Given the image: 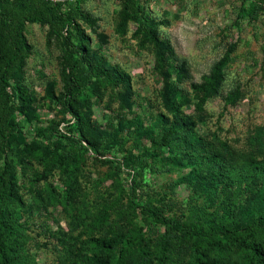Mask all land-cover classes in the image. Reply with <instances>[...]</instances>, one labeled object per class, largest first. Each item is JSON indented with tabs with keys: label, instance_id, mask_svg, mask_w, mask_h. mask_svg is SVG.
I'll list each match as a JSON object with an SVG mask.
<instances>
[{
	"label": "rangeland",
	"instance_id": "374dc122",
	"mask_svg": "<svg viewBox=\"0 0 264 264\" xmlns=\"http://www.w3.org/2000/svg\"><path fill=\"white\" fill-rule=\"evenodd\" d=\"M258 1L136 0L131 20L124 0H67L89 72L74 116L57 101L66 92L65 34L25 24L28 54L10 81L13 187L0 205L17 264H248L244 235L179 234L147 210L206 229L228 226L251 202L264 209ZM169 128V144L157 148ZM248 243L264 259V232Z\"/></svg>",
	"mask_w": 264,
	"mask_h": 264
},
{
	"label": "trees",
	"instance_id": "16d2710c",
	"mask_svg": "<svg viewBox=\"0 0 264 264\" xmlns=\"http://www.w3.org/2000/svg\"><path fill=\"white\" fill-rule=\"evenodd\" d=\"M257 4L263 6L264 0H259ZM65 6L67 7L65 8ZM123 11L124 18L137 19L139 8L136 0H124ZM74 16L73 6L67 4V0L56 2L50 0H0V161L3 164L0 170V205L9 200L13 187L11 166L5 154L15 142V128L12 119L16 93L10 81L28 54V46L23 34L24 26L27 23L40 22L46 24L50 31L59 36L65 34L64 40L68 44L65 56L68 69L66 92L57 101L62 109L74 116L73 104L80 97L82 85L89 75L81 57L84 36L74 22ZM142 29L143 31L149 30L146 27ZM75 54L76 57H74ZM226 61L224 58L215 66L210 76V83L206 87L207 91H214L220 77L221 67ZM174 132V128L162 130L156 138L157 148L166 147ZM260 174L264 180V170L261 169ZM147 212L157 223L174 232L199 239L223 237L227 241H232L244 235L242 242L248 245L250 253L248 264H264L261 249L256 243H248L256 233L264 232V209H260L254 202L241 209L239 218L231 220L228 226L220 223L216 228L206 229L193 225H182L152 210H147ZM225 221L228 223L226 217ZM9 233L10 229L6 220L0 215V264H17L6 245Z\"/></svg>",
	"mask_w": 264,
	"mask_h": 264
},
{
	"label": "built area",
	"instance_id": "2783aa9c",
	"mask_svg": "<svg viewBox=\"0 0 264 264\" xmlns=\"http://www.w3.org/2000/svg\"><path fill=\"white\" fill-rule=\"evenodd\" d=\"M50 1H52V2H56V1H59V0H50Z\"/></svg>",
	"mask_w": 264,
	"mask_h": 264
}]
</instances>
